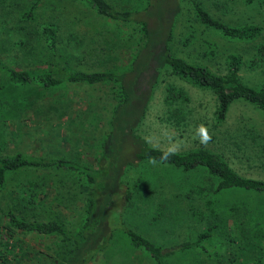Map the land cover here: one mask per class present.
<instances>
[{"label": "rangeland", "instance_id": "obj_1", "mask_svg": "<svg viewBox=\"0 0 264 264\" xmlns=\"http://www.w3.org/2000/svg\"><path fill=\"white\" fill-rule=\"evenodd\" d=\"M6 1L15 2L14 11L7 15L4 14ZM108 1L117 9H139L146 0ZM196 1L211 16L226 24H259L261 34L250 41H242L225 36L219 29L205 27L196 19L190 0H149L148 8L143 12L155 15L159 12L165 25L166 20L162 16L177 12L171 22V39L168 42L174 55L193 64L205 65L209 70L221 74L226 69V55L239 54L241 64L237 73L240 80L251 86L257 85L264 79V0L248 3L245 0ZM33 2L0 0V19H5V23L0 26V63L26 67L44 65L46 61L52 65L54 61L58 68L68 64L75 69L114 72L128 68L129 53L126 50L124 54L117 52L116 43H110L119 31L112 20L100 15L92 7L79 5L77 0H39L32 5V17L21 19V11ZM75 15L79 19V27L73 23ZM52 22L57 25L59 32L53 55L41 31L43 25ZM70 23L73 25L70 26ZM163 25L161 29L165 27ZM81 30H87L88 34ZM65 37H69L68 42ZM135 39L136 34L133 33L128 42L135 43ZM18 40L19 43L16 42ZM257 47L261 51L258 52ZM158 74L144 115L135 129L150 146L187 150L201 145L220 154L238 173L264 179V111L237 99L228 106L224 119L216 122V98L209 89L190 84L167 66L161 67ZM5 85L0 98L8 101L9 104L5 103L4 106L10 114L5 119L8 123L6 127L0 128V153L23 150L47 157L63 155L84 165L96 164V142L107 127L111 105L118 97L115 82H60L47 87L34 84ZM166 85L181 91L184 98L167 103ZM19 96L23 97L22 101L16 100ZM172 105L180 106L181 111L186 113L179 122L167 118L168 108ZM34 106L39 107V110L31 114ZM1 122L2 119L0 126ZM201 125L211 135L207 145H202L198 136ZM139 166L145 172L143 169L127 171L132 197L123 208L122 216L131 228L169 246L193 240L200 228L212 226L213 233L208 242H204L206 249L195 245L190 250L162 257V264H250L253 260L264 264V219L258 217V224L253 226L249 216L246 217L247 222L243 225L246 236L242 238L237 234L233 243L226 239L228 233L234 234L230 221L231 205H241L252 217L253 210L258 211L255 214L261 213L264 194L237 189H226L215 194L211 190L214 180L209 179L202 169L183 172L172 165L152 160L142 162ZM26 178L45 182L52 191L48 195L49 199L41 205L26 206L29 207L26 211L29 217L40 219L57 216V211L68 214L63 204L65 199L59 206L53 204L67 189L77 204L86 196L85 186L74 173L22 168L7 174L0 187V205L5 203L6 196L9 198V195L15 194ZM64 183L65 187H61ZM198 184L204 186L198 195L192 198L183 195L188 187ZM121 188L124 190L123 184ZM114 211L110 209L112 221ZM27 236L29 241H33L29 234ZM62 241L60 236H52V248L57 246L54 242ZM85 264H153V261L146 253L130 246L125 233L116 228L108 245Z\"/></svg>", "mask_w": 264, "mask_h": 264}, {"label": "trees", "instance_id": "obj_2", "mask_svg": "<svg viewBox=\"0 0 264 264\" xmlns=\"http://www.w3.org/2000/svg\"><path fill=\"white\" fill-rule=\"evenodd\" d=\"M190 1L196 19L205 27L219 29L225 36L242 41H250L261 34L262 28L257 23L229 25L211 16L196 0ZM251 1L245 0L247 3ZM38 2L39 0H34L28 8L23 9L20 18L24 20L31 18L32 5ZM77 2L79 5L94 8L97 13L112 20L119 28L110 43L112 45L116 43V48L119 49L117 52L129 53L128 68L114 72L104 69H75L68 64L58 68L54 61L52 65L50 61H46L44 65L34 64L26 67L0 63V93L6 83L12 86L34 84L47 87L60 82L88 84L115 82L118 91L117 100L111 105L107 118V127L96 142L98 156L94 166L75 163L71 158L63 155L47 157L23 150L0 153V187L8 173L22 168H43L74 173L79 176L80 183L86 188V196L81 199L80 204L71 199L68 189L65 190L64 195L62 193L58 201L53 203L59 206L62 199H65L63 204L68 214L57 211V216L37 219L26 215L27 209L48 200V195L52 191L47 183L26 178L24 184L15 190V194L9 195V198L6 196L5 203L0 205V264H85L108 245L116 228L125 233L130 246L146 253L153 264H162V257L178 251L190 250L195 245L200 246V249H206L204 242H208V238L213 233L211 225L200 228L196 232L195 239L169 246L131 228L122 216L123 208L132 197L127 171L142 170L143 167L139 165L148 160L172 165L174 169L183 172L202 169L209 179L214 180L211 190L215 194L226 189L264 194V179L238 173L220 154L201 145L187 150H175V154L163 159L170 149L150 146L135 129L144 115L151 90L163 66L169 67L171 72L190 84L207 88L215 95L216 122L224 119L228 106L237 99L249 102L264 111V79L254 86L242 82L237 73L241 56L236 53L226 55L224 59L226 69L221 74L209 70L205 65L190 63L171 53L168 42L171 39V22L177 12H168L167 15L162 16L166 20L165 25L159 12L156 15L152 12H143L148 8L149 0H146L139 9H117L108 0H77ZM4 5L6 7L4 14L14 11V1H6ZM4 23L5 19L1 18L0 26ZM73 23L80 26L76 15L73 16ZM162 24L165 25L163 29H161ZM71 25L73 24L70 23ZM57 30V25L53 22L41 28L43 38L47 39L48 45L52 48V55L59 39ZM81 32L88 34L87 30ZM133 33L136 34V42H128ZM77 37H79L78 33ZM75 39L77 41L76 36ZM65 40L68 42L69 37H65ZM257 49L258 52L261 51L259 50L261 48L257 47ZM165 88L167 103H174L175 99L184 98L181 91L167 85ZM16 100L22 101L23 97L19 96ZM5 103L9 104L8 101L0 98V119H2L0 128L8 124L5 119L10 112L4 106ZM33 108L31 114L39 110L37 106ZM185 114L180 106L172 105L168 108L167 118L179 122ZM122 184L124 190L121 188ZM60 186L65 187V183ZM203 189L204 186L198 184L195 187H188L183 195L192 198ZM67 192L68 195L65 196ZM58 193L61 194V191L59 190ZM72 197L74 198V193ZM110 209L115 210L114 221L111 220ZM231 209L230 221L234 234L226 235V239L231 243L238 236L237 234L242 238L246 236L243 232V225L247 222L246 217L249 216V222L253 226L258 224V217L264 219L263 206L260 214H255L258 211L253 210L252 217L249 211L239 204H232ZM28 234L33 241H29ZM52 236H60L63 240L60 243L54 242L57 245L55 248H52ZM262 239L263 248L264 235ZM261 263L253 260L250 264Z\"/></svg>", "mask_w": 264, "mask_h": 264}, {"label": "clouds", "instance_id": "obj_3", "mask_svg": "<svg viewBox=\"0 0 264 264\" xmlns=\"http://www.w3.org/2000/svg\"><path fill=\"white\" fill-rule=\"evenodd\" d=\"M198 136L202 145H207L211 141V135L204 125H201L198 129ZM175 154V150H170L163 159H167L168 156Z\"/></svg>", "mask_w": 264, "mask_h": 264}]
</instances>
